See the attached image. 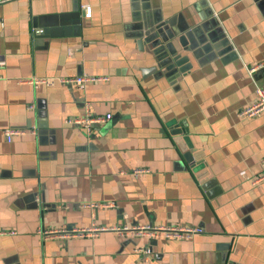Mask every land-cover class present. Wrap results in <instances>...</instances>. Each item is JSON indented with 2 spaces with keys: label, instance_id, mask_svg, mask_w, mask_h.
Instances as JSON below:
<instances>
[{
  "label": "crops",
  "instance_id": "obj_1",
  "mask_svg": "<svg viewBox=\"0 0 264 264\" xmlns=\"http://www.w3.org/2000/svg\"><path fill=\"white\" fill-rule=\"evenodd\" d=\"M161 41L186 73L167 75ZM262 62L264 0L0 4V264H264V112L239 116L264 93ZM82 75L107 80L58 82ZM86 109L109 116L91 136L66 124ZM92 224L202 233H38Z\"/></svg>",
  "mask_w": 264,
  "mask_h": 264
},
{
  "label": "built area",
  "instance_id": "obj_2",
  "mask_svg": "<svg viewBox=\"0 0 264 264\" xmlns=\"http://www.w3.org/2000/svg\"><path fill=\"white\" fill-rule=\"evenodd\" d=\"M12 0H0V4L9 2ZM34 33H38L35 31ZM264 67V62L256 66L255 68H250L249 73H253L255 69ZM106 78L91 77L87 75H82L73 79H59L58 82L63 85L74 84L78 90H83L86 83L105 81ZM30 84L39 86L40 84L52 85L54 83L53 79H33L28 81ZM257 99L250 106L242 109L239 112L240 117H254L264 112V93L260 90H256ZM109 120V116H94L87 109L81 117L71 118L66 120V124L74 126L83 130L87 136H91L92 128L95 125L105 124ZM27 131L19 129H6L3 131L5 140L11 142L12 138L15 136L23 135ZM30 134H35L34 130L28 131ZM147 169L137 168L132 171V175L136 176L139 174L147 173ZM121 174H124L123 172ZM264 179V163L262 165L261 175L253 180V184H257L259 181ZM38 200V199H37ZM113 204L103 205L101 207H112ZM95 207V206H90ZM112 231L118 233L119 236L123 237H148V238H159L162 237L167 240H190L195 235L201 234L202 229L190 226H154V225H142V226H116L112 228L99 227L92 224L88 228H71L67 229H47L44 231H39L38 233L44 239H68L72 237H86L96 235L102 232Z\"/></svg>",
  "mask_w": 264,
  "mask_h": 264
},
{
  "label": "water",
  "instance_id": "obj_3",
  "mask_svg": "<svg viewBox=\"0 0 264 264\" xmlns=\"http://www.w3.org/2000/svg\"><path fill=\"white\" fill-rule=\"evenodd\" d=\"M140 40L138 44L150 43L158 37L157 34H151L148 36H143V33L139 34ZM163 39V38H162ZM153 54L157 57L156 59L161 62L163 66H167L168 74L173 75L175 73H186L190 66L183 67V63L186 58H180L177 55V51L172 47L171 43L161 41L160 44L154 47ZM226 264H236L233 261L227 262Z\"/></svg>",
  "mask_w": 264,
  "mask_h": 264
}]
</instances>
